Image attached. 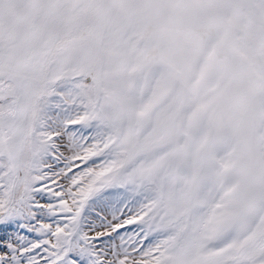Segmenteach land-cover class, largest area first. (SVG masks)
Instances as JSON below:
<instances>
[{
    "label": "snow or ice",
    "instance_id": "snow-or-ice-1",
    "mask_svg": "<svg viewBox=\"0 0 264 264\" xmlns=\"http://www.w3.org/2000/svg\"><path fill=\"white\" fill-rule=\"evenodd\" d=\"M0 264H264V0H0Z\"/></svg>",
    "mask_w": 264,
    "mask_h": 264
}]
</instances>
